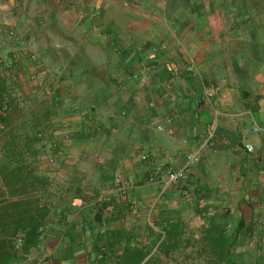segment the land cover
Masks as SVG:
<instances>
[{"label":"crops","instance_id":"crops-1","mask_svg":"<svg viewBox=\"0 0 264 264\" xmlns=\"http://www.w3.org/2000/svg\"><path fill=\"white\" fill-rule=\"evenodd\" d=\"M202 1L0 0V53L14 31L64 74V82L54 76L51 84L58 158L83 159L96 146L95 168L52 175L67 186L78 176L81 189L100 192L97 201L89 196L91 206L109 203L100 230L83 224L71 230L82 220L75 213L65 231H51V241L19 264H98L105 254L108 264H117L126 247L160 254L149 230L162 233L160 188L172 193L165 206L182 242L177 261L161 255L159 264H180L187 224L202 216L210 221L224 206L236 219L264 222V67L258 74L234 73L230 53L219 50L223 41L211 37L218 10L210 15V2L216 0ZM30 70L27 63L24 74ZM212 86L220 91L208 100ZM193 152L200 157L188 179L166 187L169 170L182 168ZM112 161L119 167L115 179L126 181L125 194L99 178Z\"/></svg>","mask_w":264,"mask_h":264},{"label":"trees","instance_id":"trees-1","mask_svg":"<svg viewBox=\"0 0 264 264\" xmlns=\"http://www.w3.org/2000/svg\"><path fill=\"white\" fill-rule=\"evenodd\" d=\"M210 3V15L218 10L212 16L211 26L214 27V20L217 25L211 31V37L224 41L228 33L238 38L243 36L234 42L236 47L228 52L234 73L258 74L264 67V0H216ZM224 22L231 26L229 31L225 29ZM10 43L12 46L13 42ZM241 61L244 66H240ZM56 68L53 64L49 66L53 76L64 82V74L56 72ZM11 71L17 72L18 68L13 66ZM8 91V83L2 82L0 104H4L3 97ZM23 111L12 107L6 116L0 114V264L24 261L33 249L44 241H51V231H65L75 213H79L82 220L75 222L71 230H77L80 224L92 231L100 230L103 210L109 206L106 201L91 206L89 196H92V201H97L101 193L81 189L78 185L82 180L78 176H74L67 186L60 183L50 169L42 168L43 158L49 157L53 162L60 154L62 143L54 141L53 133L47 136L54 114L51 109H43V113H31L30 118L25 120L20 115ZM107 167V174L100 172L99 178L104 184L114 186L119 167L114 161ZM149 181L150 177L139 183L143 185ZM162 191V188L158 191L161 204L157 223L162 233H155L149 228L154 237L153 247H157L160 254L150 257L151 250L144 252L126 247L123 255L115 258H119L117 264H159L161 255L177 261L176 252L182 240L177 237L178 225L170 222L173 213L165 206L172 193ZM187 197L186 202L190 203L189 194ZM257 235V250L244 251L243 248ZM201 244L197 254L203 259V264H264V222L245 216L236 219L229 210H216L208 221ZM106 257V254L103 258L101 256L98 264H108Z\"/></svg>","mask_w":264,"mask_h":264},{"label":"built area","instance_id":"built-area-1","mask_svg":"<svg viewBox=\"0 0 264 264\" xmlns=\"http://www.w3.org/2000/svg\"><path fill=\"white\" fill-rule=\"evenodd\" d=\"M12 46L6 47L0 53V85L6 82L9 85L8 93L3 97L4 104H0V114L6 116L12 107L24 110L27 94L23 90V82L25 77L33 83L45 86L54 76L37 51L31 44H24L22 37L14 31L9 34ZM31 65L30 73L25 75L24 68L26 64ZM13 66L18 68L17 72L11 71ZM219 86H212L206 89L205 96L211 100L218 95ZM163 131L162 128H159ZM258 131V129H256ZM254 147L250 144L246 145L248 153L254 152ZM200 153L193 152L187 156L185 164L179 170H169L166 187L178 185L180 182L188 179L189 173L195 164L199 161ZM154 181V179H151ZM116 184L120 188L121 193L125 194V181L121 177H117Z\"/></svg>","mask_w":264,"mask_h":264},{"label":"rangeland","instance_id":"rangeland-1","mask_svg":"<svg viewBox=\"0 0 264 264\" xmlns=\"http://www.w3.org/2000/svg\"><path fill=\"white\" fill-rule=\"evenodd\" d=\"M241 37H243V36H240V38ZM240 38L235 37L231 33H228V35L226 36V38L223 41L221 49H219V50H221L222 52L224 51V53L228 55V51L231 50L232 48L236 47L234 42H236L237 40H240ZM54 79H55V77L52 78L45 86H40L39 84L33 83L31 80H28V78L25 77L24 82H23V90L27 94V99L25 102L24 111L20 114V115H22L21 118L24 117L25 120H28L30 118V116L32 115L31 113H34V112H36L38 114L43 113V111H42L43 109L48 110V109H51V107H53L54 102L52 101V98H53V94L55 92V89H52L51 84H54L53 83ZM57 80L58 79H56V82H55L56 84L58 82ZM58 118H55V115H54L53 118L50 119L51 126L48 128V131H47L48 137L56 129L55 128L56 123H53V122H57L56 119H58ZM64 139H66V138L64 137ZM64 139H62V140H64ZM95 151H97L96 146L91 145L89 156H87L83 159H77V158H69V159H61L60 158L59 159V158H56V160L52 162L51 158L45 157V158H43L41 165H42L43 169H46V168L50 169L52 174L55 172L57 173L59 170H63V168H66L67 170L70 169L71 171L73 169H76L77 167L82 168V169L95 168V165H98V163H97L98 158L96 156H93V154H96ZM90 177H93V175H90ZM58 178L59 179H57V180L60 183H63V179L60 178V176ZM97 178H98V176L95 177V180ZM125 184H126V181H125ZM188 209L186 210L187 211L186 213L190 212V215H192L193 210L191 209V207L189 210ZM228 209H230V208L227 206H224L221 208V210H224V211H226ZM195 219H193L191 223L187 224V230L189 232V235L184 240L185 248L183 249V251L178 256V261L180 262V264H203V259L198 257L197 253L199 252V250L202 246L201 238H202L203 234L205 233V230L208 226V220L205 219L204 216H202V218L200 220H198V218H195ZM257 242H258V237H255L253 239V241L248 244L247 247L243 248V250L244 251H248V250L255 251V250H257ZM262 249H264V245H262Z\"/></svg>","mask_w":264,"mask_h":264}]
</instances>
